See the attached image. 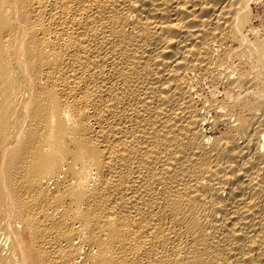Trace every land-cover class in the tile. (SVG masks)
<instances>
[{"label": "bare ground", "instance_id": "6f19581e", "mask_svg": "<svg viewBox=\"0 0 264 264\" xmlns=\"http://www.w3.org/2000/svg\"><path fill=\"white\" fill-rule=\"evenodd\" d=\"M257 2L0 0V264H264Z\"/></svg>", "mask_w": 264, "mask_h": 264}, {"label": "rangeland", "instance_id": "374dc122", "mask_svg": "<svg viewBox=\"0 0 264 264\" xmlns=\"http://www.w3.org/2000/svg\"><path fill=\"white\" fill-rule=\"evenodd\" d=\"M258 2L256 4H253V13L250 17V23L252 25H254V27L256 28V30L258 31L257 37L260 38V40H263L264 42V0H257ZM254 37V36H253ZM253 37L251 36V38L253 39ZM224 55V54H223ZM232 55H224V56H220L219 60H223L220 62L218 60V67L220 68H216L212 73H210V75L201 78L200 80H197L196 82V88L198 91V96L200 95V97L202 98L203 101L207 102L209 101L210 103L214 104V106H217L219 104V102H221V99H228L229 96H227L226 94V78L224 77L223 73L227 71H229V67L230 69H233V67L235 68V65H238L240 61V59H234L236 55H233V57H231ZM223 57V58H221ZM230 57V58H228ZM221 58V59H220ZM239 58V57H238ZM226 60V61H225ZM230 60L234 61V63L230 62ZM239 60V61H238ZM225 61V62H224ZM220 62V64H219ZM230 64V65H229ZM235 64V65H233ZM223 65V66H222ZM233 65V66H232ZM225 66V67H224ZM264 86H262V90L264 91ZM216 91V92H215ZM200 92V93H199ZM210 115V114H209ZM211 127V128H210ZM215 129V130H214ZM226 128L224 125H219L216 128L213 127L212 125H208L207 126V131L209 133H214V134H219L223 131H225Z\"/></svg>", "mask_w": 264, "mask_h": 264}]
</instances>
